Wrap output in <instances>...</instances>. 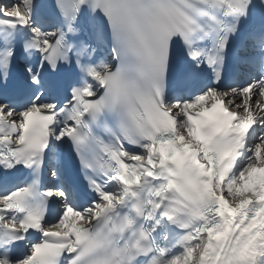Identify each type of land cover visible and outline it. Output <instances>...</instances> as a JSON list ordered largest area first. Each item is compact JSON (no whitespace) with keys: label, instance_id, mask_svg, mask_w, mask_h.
Returning <instances> with one entry per match:
<instances>
[{"label":"snow or ice","instance_id":"obj_1","mask_svg":"<svg viewBox=\"0 0 264 264\" xmlns=\"http://www.w3.org/2000/svg\"><path fill=\"white\" fill-rule=\"evenodd\" d=\"M0 264H264V0H0Z\"/></svg>","mask_w":264,"mask_h":264}]
</instances>
